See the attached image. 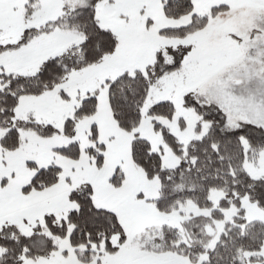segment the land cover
Masks as SVG:
<instances>
[{
    "label": "snow or ice",
    "instance_id": "obj_1",
    "mask_svg": "<svg viewBox=\"0 0 264 264\" xmlns=\"http://www.w3.org/2000/svg\"><path fill=\"white\" fill-rule=\"evenodd\" d=\"M0 264H264V0H0Z\"/></svg>",
    "mask_w": 264,
    "mask_h": 264
}]
</instances>
